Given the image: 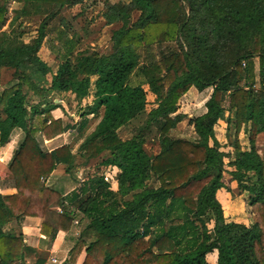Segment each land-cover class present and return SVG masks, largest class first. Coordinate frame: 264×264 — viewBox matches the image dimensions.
Returning <instances> with one entry per match:
<instances>
[{
	"label": "trees",
	"instance_id": "1",
	"mask_svg": "<svg viewBox=\"0 0 264 264\" xmlns=\"http://www.w3.org/2000/svg\"><path fill=\"white\" fill-rule=\"evenodd\" d=\"M9 1L0 0V146L16 126L24 137L7 163L16 191L0 193V264H44L43 253L25 245L20 232L4 228L26 215L42 218L45 235L69 230L75 219L95 235L87 246L81 239L75 242L72 264H78L84 247L79 264H210L214 251L216 264H264V138L261 152L255 143L264 132V0L109 3L102 13L106 23H120L112 29L110 50H79L77 40L67 38L65 50L56 52L55 70L38 53L47 18L83 0H14L22 5L8 19ZM38 13L45 16L26 41L21 19ZM169 41L178 42V49L167 46L157 56L153 45ZM4 69L12 70V82L1 88ZM92 83L93 102L82 112L80 129L88 114L100 109L102 114L78 151L89 159L107 150L101 164L119 168L118 188L110 187L105 170L95 169L62 194L45 179L58 163L69 168L74 153L68 144L43 149L37 133L51 138L68 127L51 114L59 104L50 92H70L81 100ZM191 86L212 87L205 111L190 119L197 138L168 137L186 116L172 113ZM148 91L157 100L148 117L161 134L156 153L145 147L142 132L128 138L118 133L143 112ZM32 94L40 98L33 101ZM219 119L227 129L232 124V154L221 149L216 136ZM243 125H248V149L238 137ZM225 170L245 192L250 224L223 214L216 191L225 186ZM149 179L158 184H148ZM27 256L33 258L27 261Z\"/></svg>",
	"mask_w": 264,
	"mask_h": 264
},
{
	"label": "rangeland",
	"instance_id": "2",
	"mask_svg": "<svg viewBox=\"0 0 264 264\" xmlns=\"http://www.w3.org/2000/svg\"><path fill=\"white\" fill-rule=\"evenodd\" d=\"M120 1L125 2L128 0H83L79 4L64 8L60 13L56 14L55 16H49L47 18V20H49V29L47 32V36L45 37V40L42 44L43 47L40 49V55L47 60V62L52 66V68H56L59 62L56 57V52L58 50V52L60 51L62 53L65 50V47H63V42L67 38L76 39L77 46L79 45V47H94L100 52H108L111 48L110 37L112 29L117 27L120 23H106L103 19L102 13L106 10L107 4L117 3ZM16 6H18L17 3L9 1V9L7 12L8 19H10V17L13 15V9ZM44 16L45 14L38 13L21 19V26H24L26 30L23 34L24 40L27 41L31 39L34 35H36V28L43 20ZM136 16L137 12H134L132 14V18H135ZM6 26L7 23L3 27L5 28ZM59 30H61L62 33L59 32ZM58 33L60 34V37L58 36ZM167 46L169 48L178 49L179 43L176 41H169L163 43L162 46L153 45L152 49L154 53L158 56L159 49L167 48ZM255 67L256 71L258 72L257 57H255ZM11 71L12 70L10 69L3 70L1 88L6 85H9L12 82ZM211 91L212 87L210 86L203 89H197L195 86H191L185 93L179 96L176 103V111L172 114L185 113L186 116L183 117L181 120L177 121L174 126L169 129V131L167 132L168 137H182L190 140H195L197 138L193 123L190 122V119L204 112V110L206 109L205 101L209 97ZM48 97L53 98L54 100L55 98L64 100V104L67 106L69 111L65 114L63 121L65 123H68L70 132L68 134L67 139L68 141L71 140L72 143H77L79 141V138L83 136L82 133L91 130L98 120V118L94 115L87 116V125L81 132L78 126L84 119V117L80 114V111L84 106L88 104V99L78 102L75 98H73V94L70 92H50ZM31 98V100L35 101L39 99L40 96L32 94ZM156 104L157 100L155 95L148 91L146 105L143 112L140 113L135 119L131 120L129 123L124 125V127H121L119 129V134L123 138L142 132L145 136V147L152 153H156L159 150V141L161 138L158 124L155 121H152L150 123L148 122L149 112L152 108L156 106ZM53 109H55V107ZM222 126L225 127V124L219 122V120L214 125L215 132L217 134L216 136H220L219 134L224 131L222 129ZM225 133V138L223 137L224 139L223 141H221V149L225 152H228L227 150H230L229 146H231L230 144L232 143L233 139L232 124H230V127L226 129ZM38 139L41 143H43V139L41 138V136H39ZM73 153L74 155L72 164L73 166H75L77 173H79L81 176H83L82 173L85 172V169H87L88 172L95 169L100 170L101 167L98 164L100 160L108 154V152L103 151L99 157H95L89 163H86L88 164L87 166H82V159L79 156L78 149L75 150V152ZM5 169H8V166H6ZM101 171L102 170H100V172ZM148 184L157 185L158 182L154 179H149ZM238 189L230 190V193L235 195ZM240 203L243 202L241 201ZM223 214L225 215L224 212ZM7 224H5L4 226L6 230H14L15 232H19V223L13 220L9 221Z\"/></svg>",
	"mask_w": 264,
	"mask_h": 264
},
{
	"label": "crops",
	"instance_id": "3",
	"mask_svg": "<svg viewBox=\"0 0 264 264\" xmlns=\"http://www.w3.org/2000/svg\"><path fill=\"white\" fill-rule=\"evenodd\" d=\"M11 2L18 4V6H16L15 8H19L22 5L21 2H17L14 0H11ZM77 4H79V3H77ZM72 6H74V5H72ZM64 8H68V7H64ZM103 19L105 20L104 17H103ZM42 47H43V45H41L40 49ZM85 48L96 50V48H94V47H88V46L87 47H79V45L76 46V49H79V50L85 49ZM40 49L38 52L39 55H40ZM42 58L45 61H47L44 57H42ZM55 69L56 68H53V70H55ZM255 72L257 74L256 68H255ZM95 77L96 76L91 77L92 82L95 79ZM93 90H94V84L92 83L91 87H90V93L88 95L83 97L81 100H78L74 97V94H73V98H75L78 102H81V101L88 99L87 105L92 104L93 98H94ZM54 101L58 102L59 105L57 107H55V109L51 110V114L55 118L59 117V118H62V120H63L65 117V114L69 110H68L67 106L64 104L65 103L64 100L55 98ZM86 106H84L82 108V110L80 111L81 115H82V112L86 109ZM101 114H102V109L99 110L98 114L94 115L95 117L98 118L97 122L99 121ZM89 115L92 116V114H88L87 116H89ZM97 122L95 123V125L97 124ZM219 122L225 124V127L222 126V129L224 131L222 133L220 132L221 133V134H219L220 136H217V138L221 142V141H223V139L225 138L224 136L226 135L225 131L227 129V127H226L227 122L223 119H219ZM86 125H87V123H86ZM86 125L82 129H80V127L78 126V128L80 129L81 132L86 127ZM95 125L93 126V128L91 130H89L85 133H82L83 136L79 138V141L77 143H72L71 140L68 141V139H67L68 134L70 132L69 126L66 128L65 131L58 133L51 138H45L42 134L37 133V139L39 138V136H41V138L43 139V143H41L40 140L38 139L40 146L43 149L51 150V149H53L57 146H60L62 144H68L71 147L72 151L75 152V150L78 149V146H79L80 142L83 140L84 136L86 134H88L90 131H92L94 129ZM247 126L245 127L243 125L241 127V129L239 130V133H238V137H239L241 146L244 149L249 148ZM121 127H124V125ZM121 127L118 128V133H120L119 129ZM23 137H24L23 129L21 127L16 126L11 130L9 141H7L4 145L0 146V193H2V194H10V193H13L16 191L15 187L13 186V181L11 178L12 177L11 172L9 171V169H5V168L7 166L8 161L10 160V158L12 157V155L14 154L16 149L18 148V145L22 141ZM121 138H123V137L121 136ZM126 138H128V137H126ZM263 138H264V132L261 131L257 134L256 139H255V143H256V146H257V149L259 152L262 151ZM229 148H230V150H227V151H230V153L232 154L233 153V146L231 145V146H229ZM103 151L108 152L107 150H103ZM100 154L95 156V157L96 158L99 157ZM79 156L82 159V161H81L83 164L82 166H84V165L87 166L88 164H86V163H89L92 159L95 158V157H91L89 159H84L83 157H81L80 154H79ZM105 157H103V158H105ZM102 159L100 160L98 165H100V167H101L100 169L102 171L105 170V172H107L108 174L111 175L106 180L110 183V187L113 190H117L118 181H117L116 176H117V173L119 172V168L115 165L101 164ZM224 159L226 162L229 160L228 157L227 158L225 157ZM225 167H226V170L232 169L231 165H225ZM226 170L223 171V175H222V181L225 184V186L218 188L216 191V197L220 201L222 208H223V212L225 213L224 216L227 220H235V221L244 222L245 224H250L253 222V215L250 212V206L247 204V202L245 200V196H246L245 192H241L238 189L237 181L235 179H233L232 175ZM94 171L95 170L88 172V170L85 169V172L82 173L83 176H81L79 173H77V170H76L75 166H73V164H71L68 168L67 165H65L63 163H58L56 165V167L53 169V171L51 172V174L46 177L45 182H46V185H48L49 187H52V188L58 190L62 194H67L71 190L77 188L80 185V183L89 174L93 173ZM235 189L236 190L238 189L237 193L235 195L231 194L230 190H235ZM241 201L243 203H240ZM75 220H77V219H75ZM75 220H74L73 225L71 226V228L69 230L58 229L52 236H50V235H45L41 232V224H42V218L41 217L26 215L19 222V232L22 234L23 242L25 245L31 246V247L35 248L38 252L43 253V255L45 257L44 264H72L69 257H70V250L73 247V245L75 244V242L78 239H81V240H83V242H85V246H87L92 241H94L96 238L92 232H90L89 230L84 228L83 223L81 224L78 222V220H77V222ZM84 256H85V247L79 253V256L77 258L78 264L83 261ZM211 256L215 257L216 251H214L211 254ZM214 257H213L212 261L210 262V264H216ZM32 258L33 257L27 256L26 260L30 261ZM53 258H56L57 261L54 262Z\"/></svg>",
	"mask_w": 264,
	"mask_h": 264
},
{
	"label": "built area",
	"instance_id": "4",
	"mask_svg": "<svg viewBox=\"0 0 264 264\" xmlns=\"http://www.w3.org/2000/svg\"><path fill=\"white\" fill-rule=\"evenodd\" d=\"M110 176H111V175L108 174L107 172L104 174V178H105V179H108ZM75 221H77V220H75ZM53 261L55 262V261H57V259H56V258H53Z\"/></svg>",
	"mask_w": 264,
	"mask_h": 264
}]
</instances>
